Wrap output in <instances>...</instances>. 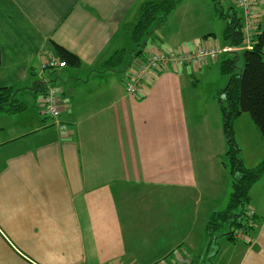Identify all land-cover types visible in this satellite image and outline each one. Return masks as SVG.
<instances>
[{"label":"crops","instance_id":"obj_1","mask_svg":"<svg viewBox=\"0 0 264 264\" xmlns=\"http://www.w3.org/2000/svg\"><path fill=\"white\" fill-rule=\"evenodd\" d=\"M162 1L0 0V86L28 106L0 114V264H158L194 247L201 256L214 251L210 264H264V176L250 192L257 226L249 241L220 244L206 233L228 202L227 145L218 102L200 112L185 92L214 61L158 73L143 98L125 90L130 66L155 50L226 45L213 1L183 0L156 31V46L136 56L139 9ZM253 3L264 29V0ZM54 44L81 66L41 71L57 57ZM120 50L128 62L105 68ZM50 85L61 90L66 130L41 113ZM234 129L245 167H256L264 159L260 133L246 114ZM151 210L170 214L138 216ZM167 218L175 227L165 235Z\"/></svg>","mask_w":264,"mask_h":264},{"label":"trees","instance_id":"obj_2","mask_svg":"<svg viewBox=\"0 0 264 264\" xmlns=\"http://www.w3.org/2000/svg\"><path fill=\"white\" fill-rule=\"evenodd\" d=\"M182 1L147 2L140 7L139 20L131 32L133 44L138 47V50H134L138 52L136 56L143 53L142 48L147 46L150 36L168 23ZM212 1L217 18L226 22L223 33L225 44L241 46L243 42L241 11L237 7L225 8L222 0ZM54 49L57 57L67 66L76 68L81 66V60L75 54L57 44H54ZM126 55L125 50L115 52L105 62V68L109 70L120 68ZM217 60L220 61L221 75L228 80L226 87L218 96V104L227 145L223 165L228 174L230 193L225 208L214 212L208 219L206 233L212 237L228 226V231L223 235L235 240L238 230L250 236L257 226L256 214L251 217L246 206L250 204L252 187L264 176V159L254 168L245 167L234 129L235 121L246 114L264 141V29L257 24L252 50L223 56ZM241 60L243 67L239 69ZM17 92L13 87L0 86V114H17L27 109V104L17 98ZM250 221L255 223V226L251 225Z\"/></svg>","mask_w":264,"mask_h":264},{"label":"built area","instance_id":"obj_3","mask_svg":"<svg viewBox=\"0 0 264 264\" xmlns=\"http://www.w3.org/2000/svg\"><path fill=\"white\" fill-rule=\"evenodd\" d=\"M235 6L242 14V32L243 42L241 46L230 45H200L197 47L181 46L178 50L160 51L155 50L143 58L136 59L129 71L125 73L124 87L130 96L143 98L146 95V89L155 79L158 73L164 71H178L186 67L201 68L212 60H217L223 56L235 55L250 51L253 49V38L257 28V21L254 17L253 0H233ZM67 67V64L59 57H50L41 64V71H55ZM132 67V68H131ZM60 88L48 86L41 104V113L43 116L53 119L60 124ZM62 130L66 126L60 124ZM249 215L253 217L255 211L249 209ZM250 224L255 226L252 221ZM235 239L247 242L249 235L238 230ZM167 264H193V259L184 251L176 252L170 263Z\"/></svg>","mask_w":264,"mask_h":264},{"label":"rangeland","instance_id":"obj_4","mask_svg":"<svg viewBox=\"0 0 264 264\" xmlns=\"http://www.w3.org/2000/svg\"><path fill=\"white\" fill-rule=\"evenodd\" d=\"M223 4H226L225 1L223 2ZM155 36H156V32L153 33L150 36L149 41H148V45L146 47L142 48L143 53H148V51H150L151 49H153L156 46V38H155ZM134 49L138 50V47L135 46ZM128 58H129V56H127L126 61H127ZM130 61H129V63H130ZM219 62H220L219 60L214 61V65H211L212 69L207 71L209 73L206 72V74L205 73L203 74L200 70H198L197 72H198L199 80L195 79V81L193 83V86L191 84V85H189L188 88H186L187 92H185V93H186L187 97L188 98H192V99L195 100L194 103H196L198 105L197 107L199 108L200 112L212 111L211 109L213 107H217L216 101L218 102V96L222 92V90L224 89V87L222 88V86H221V84L223 83L222 82L223 79L225 80V86L227 85L228 80L223 78V76L220 75V73H219L220 72L218 70ZM124 65H125V63L123 64V66ZM242 67H243V61L241 60L239 62V69H241ZM253 149H255V148H253ZM225 206H226V204H225ZM225 206H224V208H225ZM247 207H248V210H249L250 208H249L248 205L246 206V208ZM221 209H223V208H221ZM170 210H174V209L170 208ZM165 213H167L168 215L170 214L169 211H165V212H163L161 214V212L160 213H155V212H152V210H151V211H148V212L143 211L138 216L139 217L141 216L140 218H160L159 214H161V218H164V217H166ZM203 219L204 218H200V221L202 222ZM165 221H166V223L164 222L165 224L164 225L162 224L163 225L162 230H164L163 234L166 235L165 231L169 230L168 234H170V230L173 231L175 225L172 222V218L171 219L167 218V219H165ZM200 224L201 223H198L197 226L200 225ZM197 229H198V227H197ZM228 229L229 228L227 226V227H224L223 229H221V231L217 232L215 234L216 236H214V238H213L214 241L218 240L219 243L221 244L222 243L221 239L226 240L227 237L224 236L223 234L225 232H227ZM217 236H219V237H217ZM165 248H166V245L164 246L163 250H165ZM177 251H184L187 254H189L190 257H192L193 260H196L195 261L196 264H210L212 259H213L212 255H213V252H214V251H205L202 254V256H201L200 255L201 252H199V251H201V248H198V247L189 248L187 250L186 249H182V250H177ZM172 256H167V257L162 258L161 260H159L158 264L170 263ZM199 256H201V262H199L200 261Z\"/></svg>","mask_w":264,"mask_h":264}]
</instances>
